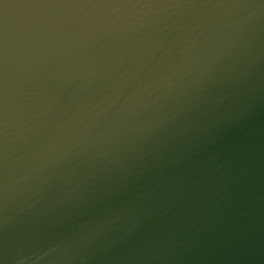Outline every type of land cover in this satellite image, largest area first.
Returning a JSON list of instances; mask_svg holds the SVG:
<instances>
[{"label": "water", "instance_id": "obj_1", "mask_svg": "<svg viewBox=\"0 0 264 264\" xmlns=\"http://www.w3.org/2000/svg\"><path fill=\"white\" fill-rule=\"evenodd\" d=\"M0 264H264V0H0Z\"/></svg>", "mask_w": 264, "mask_h": 264}]
</instances>
